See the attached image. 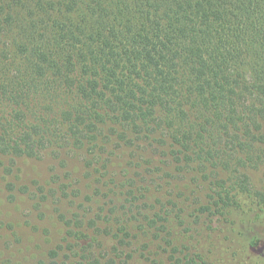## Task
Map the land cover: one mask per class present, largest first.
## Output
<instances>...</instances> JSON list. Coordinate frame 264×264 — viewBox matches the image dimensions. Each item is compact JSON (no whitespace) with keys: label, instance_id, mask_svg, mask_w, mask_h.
Wrapping results in <instances>:
<instances>
[{"label":"trees","instance_id":"trees-1","mask_svg":"<svg viewBox=\"0 0 264 264\" xmlns=\"http://www.w3.org/2000/svg\"><path fill=\"white\" fill-rule=\"evenodd\" d=\"M124 150L138 167L165 157L192 190L150 211L129 176L125 202L60 212L43 264H116L139 233L172 246L171 264H264V0H0L5 170L78 153L112 190L102 171ZM68 186L38 185L34 206Z\"/></svg>","mask_w":264,"mask_h":264},{"label":"rangeland","instance_id":"rangeland-1","mask_svg":"<svg viewBox=\"0 0 264 264\" xmlns=\"http://www.w3.org/2000/svg\"><path fill=\"white\" fill-rule=\"evenodd\" d=\"M128 151H117L112 162H109V169L102 171L105 177L100 181L109 184L113 189L109 190L108 187L103 186L98 191L99 173L90 176L83 157L78 153H75V156L64 153L57 158L52 154L39 159L20 158L12 173L6 171V160L0 156V264H43L48 261L49 251L64 243L65 235L59 218L60 212L70 215L73 211L85 209L86 212L96 213L99 211L96 200L100 196L103 198L101 204L108 201L104 205L107 210L115 201L118 204L125 202L126 196L123 192L127 190L121 186V183L128 181L129 176H134L141 184L137 193L138 205L150 211H153L151 205H159L158 200L176 198L182 189L186 194L192 190L189 179L183 180V177L174 173L175 170L167 165L165 157L144 154L141 158L142 164L138 167L135 162L129 160ZM149 159L153 172L147 169ZM136 163L138 164L137 161ZM252 175L257 183H264V175L261 171H256ZM58 176L60 180L57 183ZM9 181L28 186L29 192L19 193L15 198H11L7 190ZM59 184L69 185L67 192L70 196L62 197L60 200L50 195L48 200L42 202L43 207L37 209L34 206L36 187L38 185H46L47 188L56 187ZM141 186L147 187L148 190ZM88 196L92 197V200H88ZM120 198L122 200L118 202ZM145 203L149 208L144 207ZM137 224L138 222L135 226ZM135 232L137 230H134ZM131 241V245L127 246L123 250L124 253L117 258L116 264L173 262L169 256L172 246H167L159 238L139 233V236H134ZM107 247L111 251V244ZM106 255L108 258L113 253ZM175 255L177 256V253ZM65 257L66 255H60L61 260Z\"/></svg>","mask_w":264,"mask_h":264}]
</instances>
